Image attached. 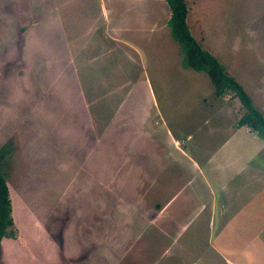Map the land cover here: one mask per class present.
Here are the masks:
<instances>
[{
  "label": "rangeland",
  "instance_id": "obj_1",
  "mask_svg": "<svg viewBox=\"0 0 264 264\" xmlns=\"http://www.w3.org/2000/svg\"><path fill=\"white\" fill-rule=\"evenodd\" d=\"M185 1L264 118V0ZM169 18L164 0H0V264H264V142L182 66Z\"/></svg>",
  "mask_w": 264,
  "mask_h": 264
},
{
  "label": "trees",
  "instance_id": "obj_2",
  "mask_svg": "<svg viewBox=\"0 0 264 264\" xmlns=\"http://www.w3.org/2000/svg\"><path fill=\"white\" fill-rule=\"evenodd\" d=\"M170 12L168 27L171 38L179 45L183 54L182 66L196 72L204 73L213 86V94L221 98L226 93H233L239 100L244 114L238 120L236 126H247L256 136L264 142V118L255 110L250 97L242 86L232 77L225 74L224 69L217 60L192 37L186 18L188 14L185 0H164ZM6 152L0 150V242L4 237L11 236L8 228L13 225L11 218V204L6 181L1 172L2 161Z\"/></svg>",
  "mask_w": 264,
  "mask_h": 264
},
{
  "label": "crops",
  "instance_id": "obj_3",
  "mask_svg": "<svg viewBox=\"0 0 264 264\" xmlns=\"http://www.w3.org/2000/svg\"><path fill=\"white\" fill-rule=\"evenodd\" d=\"M212 90H213V89H212ZM245 130H246V129H245ZM246 132H247V130H246ZM236 135H237V134H236ZM249 135H250V134H249ZM250 136H252V135H250ZM253 137H254V138H253L254 140H257V141H258V139H257V137H256L255 135H253ZM231 140H233V141L235 140V135H234L233 137H231L228 141H231ZM226 146H227V141H226ZM226 146H225V147H226ZM225 147H224V148H225Z\"/></svg>",
  "mask_w": 264,
  "mask_h": 264
}]
</instances>
